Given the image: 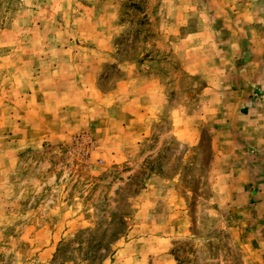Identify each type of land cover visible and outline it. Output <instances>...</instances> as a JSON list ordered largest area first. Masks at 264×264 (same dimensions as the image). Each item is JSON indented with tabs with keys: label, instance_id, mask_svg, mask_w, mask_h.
I'll return each mask as SVG.
<instances>
[{
	"label": "rangeland",
	"instance_id": "rangeland-1",
	"mask_svg": "<svg viewBox=\"0 0 264 264\" xmlns=\"http://www.w3.org/2000/svg\"><path fill=\"white\" fill-rule=\"evenodd\" d=\"M176 4L202 10L223 84L249 53L264 69L250 44L264 30L210 12L229 0H0V264H243L231 211L210 203L211 134L191 119L205 84L162 27ZM128 76L162 91L138 142L133 94L112 92Z\"/></svg>",
	"mask_w": 264,
	"mask_h": 264
},
{
	"label": "crops",
	"instance_id": "crops-1",
	"mask_svg": "<svg viewBox=\"0 0 264 264\" xmlns=\"http://www.w3.org/2000/svg\"><path fill=\"white\" fill-rule=\"evenodd\" d=\"M214 2L208 0L209 4ZM250 2L229 0L230 6L227 5L226 10L222 7H210L209 10L213 14L222 12L228 15L232 19L228 26L231 30L245 32L251 29V24L264 30V12L254 11L250 8ZM193 10L190 4L164 5L160 9L162 27L164 30H172L173 35L177 34L178 38L170 46L181 70L205 84L198 91L191 119L197 127H208L211 134L208 163L210 203L216 206L221 215L231 211L227 228L230 236L241 243L243 264H262L264 231L254 213L255 210L261 212L264 206L262 55L259 52L246 55L244 64L232 70L233 83L223 84L220 72L223 65L220 59L218 61L213 57L210 44L202 37L208 27L203 25V12L201 10L198 13L196 8ZM192 14H195L194 29L180 36V31L186 28ZM253 41L250 44L264 46V34L256 36ZM236 45L232 46L237 49ZM244 56L242 53V59ZM253 61L255 65H252ZM112 92L133 94L131 116L138 120L133 122V126L137 133L135 140L140 141L144 135L141 136L142 129L148 125V112L159 108V102L163 101L159 96L162 91L158 81L128 76L126 80L118 82Z\"/></svg>",
	"mask_w": 264,
	"mask_h": 264
}]
</instances>
